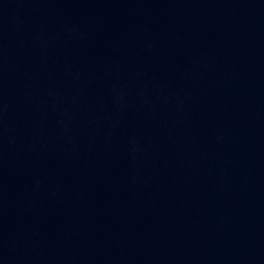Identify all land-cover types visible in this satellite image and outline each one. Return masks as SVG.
I'll return each mask as SVG.
<instances>
[{
    "label": "water",
    "instance_id": "obj_1",
    "mask_svg": "<svg viewBox=\"0 0 264 264\" xmlns=\"http://www.w3.org/2000/svg\"><path fill=\"white\" fill-rule=\"evenodd\" d=\"M0 264H264V0H0Z\"/></svg>",
    "mask_w": 264,
    "mask_h": 264
}]
</instances>
